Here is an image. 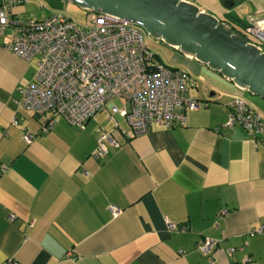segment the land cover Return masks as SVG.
I'll list each match as a JSON object with an SVG mask.
<instances>
[{"label":"crops","instance_id":"crops-1","mask_svg":"<svg viewBox=\"0 0 264 264\" xmlns=\"http://www.w3.org/2000/svg\"><path fill=\"white\" fill-rule=\"evenodd\" d=\"M263 10L264 0H240L219 19L245 25ZM9 33L0 34V264H264V233H249L264 223V130L215 129L234 97L264 121L260 97L193 57L162 60L197 81L187 93L199 108L185 112L181 127L152 123L133 139L115 135L96 159L98 133L113 122L105 111L84 127L54 116L41 131L50 114L21 106L36 66L3 47ZM205 238L216 241L210 254L195 247Z\"/></svg>","mask_w":264,"mask_h":264},{"label":"built area","instance_id":"built-area-1","mask_svg":"<svg viewBox=\"0 0 264 264\" xmlns=\"http://www.w3.org/2000/svg\"><path fill=\"white\" fill-rule=\"evenodd\" d=\"M25 1L0 0V34L10 29L3 47L20 60L34 61V82L22 90L21 106L36 116L50 114L41 131L52 127L54 116L84 127L90 116L105 111L113 127L98 133L90 153L98 159L107 152L106 144L114 143L115 135L133 139L145 135L152 123L181 127L185 112L199 108L198 99L187 93L188 88L197 87V81L190 73L157 61L140 26L95 12L80 25L64 10L52 11L43 19L11 17L12 7ZM246 18L242 31L249 38L258 37L263 44L250 42L264 51V10ZM115 97L123 100L120 110L109 101ZM227 108V119L215 128L217 132L234 124L253 136L264 130L262 116L242 98L234 97ZM115 113L127 123L126 129L115 121ZM24 138L30 139L26 134ZM110 211L111 215L118 212L116 207ZM166 226L174 229L176 225L167 222ZM180 228L185 229L183 225ZM249 233H264V223ZM215 244V240L205 238L195 247L210 254ZM208 263L222 264L212 257Z\"/></svg>","mask_w":264,"mask_h":264},{"label":"water","instance_id":"water-1","mask_svg":"<svg viewBox=\"0 0 264 264\" xmlns=\"http://www.w3.org/2000/svg\"><path fill=\"white\" fill-rule=\"evenodd\" d=\"M73 1L80 8L108 14L161 39L180 54L193 57L202 65L231 80L264 101V51L232 25L200 9L187 0H61ZM238 0H219L231 9Z\"/></svg>","mask_w":264,"mask_h":264},{"label":"rangeland","instance_id":"rangeland-1","mask_svg":"<svg viewBox=\"0 0 264 264\" xmlns=\"http://www.w3.org/2000/svg\"><path fill=\"white\" fill-rule=\"evenodd\" d=\"M193 2L199 8H204L206 11L212 12V15L218 18L222 14L220 13V10L223 7L220 6L219 0H193ZM23 4L25 6L24 11L17 14V16H20L22 18L37 17V18L43 19V17L47 16L48 13L52 11L64 10L66 11V14H70L74 22L80 25V24H86L87 20L89 19V15H90V11H86L80 8V6L78 7V5L74 3L73 1L66 2V1H61V0H26ZM242 20H245V18L242 17ZM146 37H147V41H146L147 46L150 47V49L153 51V54H155L161 60L167 62L173 56H177V57L182 56V54H180L179 51L177 52L171 46L165 45L161 39H157L154 37L152 38V36L150 35H147ZM249 40H253L258 43L263 44V42H261V40L256 36H252L251 38H249ZM31 64H33V61H31ZM109 101H112L113 104L119 110L122 107L123 100L121 98L118 99V97H115ZM118 115L119 113H115L113 115V118L115 119V121H117L122 126L127 125L125 121H123L122 118L119 117ZM100 118L103 123L108 125L107 121L103 120V115L102 117L100 116Z\"/></svg>","mask_w":264,"mask_h":264},{"label":"trees","instance_id":"trees-1","mask_svg":"<svg viewBox=\"0 0 264 264\" xmlns=\"http://www.w3.org/2000/svg\"><path fill=\"white\" fill-rule=\"evenodd\" d=\"M238 1H240V0H238ZM223 20V19H222ZM232 20V19H231ZM224 21L226 22H228V23H230V25H232L231 27H232V29H233V31H236L237 33H240V34H242L243 36H245L246 37V39L247 40H249V37L244 33V31H242V27L244 26V24L242 23V22H238V26L237 25H235V24H233L231 21H229V20H225L224 19ZM249 42H250V40H249ZM154 58L157 60V61H162L160 58H158L155 54H154Z\"/></svg>","mask_w":264,"mask_h":264}]
</instances>
